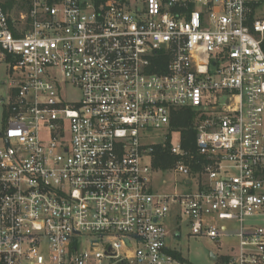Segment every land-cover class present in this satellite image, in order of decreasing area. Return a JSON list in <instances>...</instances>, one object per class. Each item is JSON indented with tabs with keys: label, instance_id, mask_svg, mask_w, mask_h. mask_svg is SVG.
<instances>
[{
	"label": "built area",
	"instance_id": "obj_1",
	"mask_svg": "<svg viewBox=\"0 0 264 264\" xmlns=\"http://www.w3.org/2000/svg\"><path fill=\"white\" fill-rule=\"evenodd\" d=\"M0 64V264H191L167 242L183 226L219 249L237 238L213 264H264V18L249 0H0ZM184 108L194 146L171 127ZM162 129L179 142H146ZM167 143L175 191L156 193Z\"/></svg>",
	"mask_w": 264,
	"mask_h": 264
},
{
	"label": "rangeland",
	"instance_id": "obj_2",
	"mask_svg": "<svg viewBox=\"0 0 264 264\" xmlns=\"http://www.w3.org/2000/svg\"><path fill=\"white\" fill-rule=\"evenodd\" d=\"M254 8V14L256 17L264 18V0H249ZM9 78L6 66L0 64V80H6ZM5 87L0 85V93L3 94ZM64 96L66 99H77L79 97V92L76 88L68 85L64 91ZM2 109L0 106V129H2ZM167 129L156 130L154 132H143L148 139H145L148 143H163L169 140L172 144H177L179 142V135L176 132H168ZM0 145L2 142L0 141ZM175 175L169 169L154 170L151 175V186L156 193H173L175 191ZM178 188L177 190L183 191L187 189L185 185L182 184V180H177ZM166 226L171 231L177 225V220L167 219ZM229 230L233 233L238 231V225L235 222H228ZM167 242L181 250L184 257H186L191 264H213L214 262L210 259V251L214 250L221 254L222 252H230L232 246L235 247L238 240L234 236L222 237L221 244L222 249H219L218 244L208 238L197 239L195 237H189L187 235L186 227H182L181 237H169ZM46 254V251H43Z\"/></svg>",
	"mask_w": 264,
	"mask_h": 264
},
{
	"label": "trees",
	"instance_id": "obj_3",
	"mask_svg": "<svg viewBox=\"0 0 264 264\" xmlns=\"http://www.w3.org/2000/svg\"><path fill=\"white\" fill-rule=\"evenodd\" d=\"M97 2L104 0H96ZM165 65L168 62V58L163 60ZM197 118V112L191 108L179 109L172 115L171 127L172 129H178L182 133L184 146H194L196 139V129H194V123ZM169 143L163 148L161 145L155 147V156L153 165L156 169L166 170L172 167L174 158L168 152Z\"/></svg>",
	"mask_w": 264,
	"mask_h": 264
},
{
	"label": "water",
	"instance_id": "obj_4",
	"mask_svg": "<svg viewBox=\"0 0 264 264\" xmlns=\"http://www.w3.org/2000/svg\"><path fill=\"white\" fill-rule=\"evenodd\" d=\"M211 256H212V258H215V256H214V253H213V252L211 253Z\"/></svg>",
	"mask_w": 264,
	"mask_h": 264
}]
</instances>
